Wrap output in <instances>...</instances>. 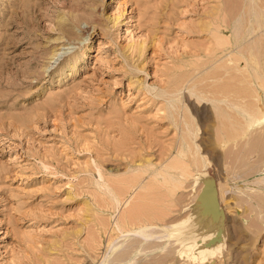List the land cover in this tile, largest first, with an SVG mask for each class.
I'll return each mask as SVG.
<instances>
[{
	"label": "rangeland",
	"instance_id": "rangeland-1",
	"mask_svg": "<svg viewBox=\"0 0 264 264\" xmlns=\"http://www.w3.org/2000/svg\"><path fill=\"white\" fill-rule=\"evenodd\" d=\"M240 107L264 113V0H0V264H264V124L222 143ZM211 175L213 232L165 233Z\"/></svg>",
	"mask_w": 264,
	"mask_h": 264
},
{
	"label": "bare ground",
	"instance_id": "bare-ground-1",
	"mask_svg": "<svg viewBox=\"0 0 264 264\" xmlns=\"http://www.w3.org/2000/svg\"><path fill=\"white\" fill-rule=\"evenodd\" d=\"M64 48V47H63ZM65 48H67V47H65ZM59 54V53H58ZM57 54V55H58ZM54 55V54H53ZM56 55V54H55ZM245 93V92H244ZM247 95V94H246ZM202 98V97H201ZM201 98H198V100H202ZM245 98V97H244ZM261 99V98H260ZM237 106H239L238 104H237ZM252 107V106H251ZM257 107V106H256ZM240 108H242V109H244L243 111H245L246 109V107H240ZM250 107H248L247 109L248 110H246L245 112H243L244 114H242V111L240 112L243 116H245V118H246V120H247V123H246V128H244L243 129V131H242V129H241V132L240 133H236L235 135H232L231 133H228V132H226L225 130V132L223 133V144H225V143H227V142H230V141H233V143L235 144V143H237L240 139H243V138H245L246 137V139L245 140H248L247 139V137H249L248 135H250V130L252 129V128H254L255 126H261V125H263L264 124V113L261 111V110H259V109H253V111L251 112V111H249V110H251V109H249ZM244 118V117H243ZM238 123V122H237ZM243 125V124H242ZM244 126V125H243ZM225 127V126H224ZM240 127V126H239ZM245 127V126H244ZM257 127V128H258ZM262 127V126H261ZM234 128V127H233ZM256 128V129H257ZM262 128H264V126L262 127ZM229 129V128H228ZM237 129H238V127H237ZM235 130V129H234ZM259 130V129H258ZM252 132H254V131H252ZM251 132V133H252ZM263 132V131H262ZM228 133V134H227ZM234 133V132H233ZM259 135V134H258ZM261 136V135H260ZM256 137V136H255ZM250 138V137H249ZM192 139H193V137H192ZM251 139V138H250ZM250 139H249V141H250ZM259 140V139H258ZM222 141V140H221ZM249 141H247V142H249ZM240 142V141H239ZM247 142H245V144H247ZM240 144V143H239ZM234 146V145H233ZM242 146V145H241ZM243 148H245V147H243ZM188 145L187 144H183L182 145V147H181V153L179 154V161L177 162V161H175V162H177V163H172V164H170L169 166H168V168H169V170H170V172H169V174H170V176L171 177H173V179L174 180H176L177 182H178V184L175 186V187H179V186H184L183 184H184V182L186 181V178H187V174H189V173H186V170H185V168H184V166H183V164L185 163V162H187V160H185V158H186V156H188ZM232 151V150H231ZM235 151V150H234ZM239 152V151H238ZM240 154V153H239ZM233 155H234V153H233ZM231 156H232V152H231ZM187 158H189V157H187ZM191 159L189 158V161H190ZM191 163H192V161H191ZM189 164V163H188ZM187 164V165H188ZM190 165H193V163L192 164H190ZM193 170H194V166H193ZM205 171L208 173V171L205 169ZM234 175V174H233ZM239 176V175H238ZM242 176V175H241ZM234 177H236V175L235 176H233V178ZM240 177V176H239ZM249 177H251V176H249ZM228 178V177H227ZM233 178H231V179H233ZM246 178H247V176H246ZM264 178V177H263ZM263 178H260L259 180H257V182L260 184H264V179ZM238 179V178H237ZM255 179H257L256 177H255ZM234 180H235V178H234ZM232 181V183H233V180H231ZM237 181H239V180H237ZM236 181V182H237ZM242 181V180H241ZM208 182H211V191H209V192H207V194H206V196H204L203 197V199H201V200H199V202H198V204L197 205H195L192 201L193 200H191L190 201V203H188V206H191V208H193V212L190 214V215H188V216H186L185 218H183V219H180V220H182V222L180 223V224H178V225H175L174 224V226L175 227H166V228H164L163 229V231L166 233V232H186L184 235L186 236V238L185 239H190V241H187V242H190V243H194L196 246L195 247H197L198 245H201L203 242H200L199 241V239L200 238H205V237H208V235L207 234H210L211 232H213V230H214V228L216 227V225H218V217L220 216V214H222V212H221V210L223 211H225V209L223 208V205L221 206V204H219V201L217 202L216 201V199H215V197H214V191H215V186L213 185V176L211 175V180H209ZM235 182V183H236ZM244 182H246V181H243V183ZM231 183V182H230ZM229 183V185H226L225 184V186H223V185H221V193H227L228 191H232V189H233V187L235 186V184H232V185H234L233 187H231L230 184ZM239 185V187L241 188V185H242V183H241V185L240 184H238ZM244 185V184H243ZM254 185H256V184H254ZM253 185V186H254ZM236 186H237V183H236ZM249 186V185H248ZM257 186V185H256ZM264 186V185H263ZM239 187L238 188H236V189H239ZM260 188H263L264 189V187H260ZM262 189V190H263ZM177 190V189H176ZM245 190V189H244ZM247 190V189H246ZM249 190V189H248ZM251 190V189H250ZM259 190V189H258ZM261 190V191H262ZM253 191V190H252ZM255 191V190H254ZM238 192V191H237ZM242 192V191H241ZM187 193H189V192H187ZM187 193H186V195H187ZM180 194H182V193H180ZM185 194V193H184ZM183 194V195H184ZM234 194V193H233ZM241 194H243V192L241 193ZM239 195V194H238ZM182 196V195H181ZM185 196V195H184ZM186 197V196H185ZM190 200V199H189ZM228 201V200H227ZM225 202V203H227V206H228V209H234L235 208V206L234 205H231L229 202ZM184 202H186V200L184 201ZM183 202V203H184ZM180 203H182V202H180ZM181 205H183V204H180V206ZM179 206V205H178ZM179 206V207H180ZM185 207H186V205H184ZM179 207L178 208H176V209H179ZM225 207V206H224ZM181 208H183V207H181ZM229 210V211H230ZM175 210H173V212H174ZM178 211V210H177ZM181 211V210H180ZM169 212V211H168ZM168 212H167V214H168ZM226 212H227V210H226ZM146 213V212H145ZM149 213V212H148ZM163 213V212H162ZM186 213V212H185ZM184 213V214H185ZM134 214V213H133ZM144 215V213H141V215ZM147 214V213H146ZM158 214V213H157ZM163 214H165V213H163ZM162 214V215H163ZM178 214V213H177ZM183 214V215H184ZM136 215V214H135ZM134 215V216H135ZM151 215V214H150ZM156 214H154V216H155ZM160 215H161V213H160ZM161 215V216H162ZM168 215H170V214H168ZM161 216H155V217H157V218H161ZM180 216V215H179ZM138 217H139V215H138ZM148 217V216H147ZM152 217V216H151ZM155 217H153V218H155ZM170 217V216H169ZM168 217V218H169ZM173 217V216H172ZM175 217V216H174ZM148 218H150V217H148ZM162 218H163V216H162ZM164 218H165V215H164ZM177 218V217H176ZM180 218H182V217H180ZM137 219H139V218H137ZM175 219V218H174ZM174 219H172L171 221H173ZM147 220H149V219H147ZM159 220V219H158ZM164 220V219H163ZM165 220H166V218H165ZM143 221V220H142ZM150 222H152V219L151 220H149ZM148 221V222H149ZM159 221H161V220H159ZM170 221V220H169ZM169 221H167V222H169ZM170 221V222H171ZM176 221V220H175ZM177 221H178V219H177ZM138 222V221H137ZM156 222V221H155ZM158 222V221H157ZM167 222H165L166 224H167ZM174 222V221H173ZM172 222V223H173ZM136 223V222H135ZM161 223V222H160ZM154 223H147L146 222V226H144V227H142L140 230H138V231H136V232H139V233H142V235H144V237L143 238H145V237H148V236H152L151 235V233L150 232H152L151 230H149L150 228H149V225H153ZM157 224V223H156ZM144 225V224H143ZM164 225V224H163ZM179 227V228H178ZM154 228H156V229H158L157 227H154ZM160 229V228H159ZM158 229V230H159ZM158 230H157V232H158ZM162 230V229H161ZM262 230H264V229H262ZM147 232H149V233H147ZM203 233H205V234H203ZM207 233V234H206ZM260 234V233H259ZM159 235V234H158ZM167 235H168V233H167ZM166 234H164V237L165 236H167ZM183 235V236H184ZM163 236V234L161 235V237ZM183 239H184V237H182ZM259 238V237H258ZM257 238V239H258ZM141 239V238H140ZM138 240V239H137ZM145 240V239H144ZM149 239L147 238V241H148ZM255 240V239H254ZM253 240V241H254ZM158 241V240H157ZM160 241V240H159ZM166 241V240H165ZM258 241V240H257ZM141 241L139 240V243H140ZM256 242V241H255ZM135 243V242H134ZM162 243H164V242H162ZM167 244L169 243V242H166ZM171 243V242H170ZM169 243V244H170ZM149 244V243H148ZM167 244H166V246H167ZM168 244V245H169ZM173 244V243H172ZM253 244V243H252ZM157 245V244H156ZM155 245V246H156ZM171 245V244H170ZM142 247H143V245H141ZM145 246H148V245H145ZM150 246H152V245H150ZM162 248H163V244H162V246H161ZM135 248V247H134ZM146 248V247H145ZM165 248V247H164ZM167 248H168V246H167ZM144 249V248H143ZM147 249V248H146ZM156 249V248H155ZM135 250V249H134ZM141 250V249H140ZM145 250V249H144ZM151 250V249H150ZM164 250V249H163ZM165 250H167V249H165ZM169 250V249H168ZM141 252V251H140ZM148 252H149V250H148Z\"/></svg>",
	"mask_w": 264,
	"mask_h": 264
}]
</instances>
